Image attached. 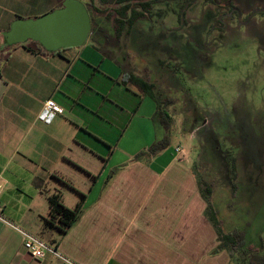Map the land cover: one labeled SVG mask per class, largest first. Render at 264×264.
Here are the masks:
<instances>
[{
  "label": "crops",
  "instance_id": "obj_1",
  "mask_svg": "<svg viewBox=\"0 0 264 264\" xmlns=\"http://www.w3.org/2000/svg\"><path fill=\"white\" fill-rule=\"evenodd\" d=\"M26 5L0 0V32L28 14ZM1 53L0 264H61L49 253L35 260L19 230L56 243L76 264L232 263L225 250L211 255L218 234L182 154L137 160L152 141L129 147L133 129H146L144 110L152 116L156 105L121 84L115 62L90 43L40 55L0 40ZM47 100L62 110L51 123L40 119ZM53 195L70 209L82 203L64 235L45 224Z\"/></svg>",
  "mask_w": 264,
  "mask_h": 264
},
{
  "label": "rangeland",
  "instance_id": "obj_2",
  "mask_svg": "<svg viewBox=\"0 0 264 264\" xmlns=\"http://www.w3.org/2000/svg\"><path fill=\"white\" fill-rule=\"evenodd\" d=\"M18 1L27 4L28 14L17 15L24 20L64 2ZM215 1L221 9L206 0L158 4L151 18L114 47L125 66L129 64L118 50L124 47L136 68L151 69L153 81L171 89L163 95L164 101L171 97L176 102L171 143L163 153L183 151L182 160L202 181L224 233H240L257 248L264 238V0ZM154 104L147 98L146 105ZM144 115L146 129H133L138 135L129 147L161 139L154 115L145 110ZM150 122L154 131L148 129ZM260 249L264 256V246ZM245 255L244 249L234 252L231 264H245Z\"/></svg>",
  "mask_w": 264,
  "mask_h": 264
},
{
  "label": "trees",
  "instance_id": "obj_3",
  "mask_svg": "<svg viewBox=\"0 0 264 264\" xmlns=\"http://www.w3.org/2000/svg\"><path fill=\"white\" fill-rule=\"evenodd\" d=\"M65 1V0H63ZM62 1V2H63ZM89 13L91 20V33L88 37V43L92 44L96 50L105 58H109L121 69V84L125 87H134L142 96L149 97L156 105V112L154 114V121L163 130V136L147 149L137 156V160L146 154L156 156L157 154L165 151L171 143V134L173 126L172 110L175 107V100L169 97L164 101L163 95H169L171 89L163 90L161 83L153 81L152 70L145 68V71H140L137 66L127 59L128 55L126 47L119 48L124 55L125 63H121L117 55V44H120L122 39L129 38L135 26L142 20H148L152 17L156 5L165 3L169 0H81ZM214 6H219L215 0H206ZM61 8V6H60ZM4 32H0V40L4 48H12L17 45L9 46L6 44ZM117 40H113V37ZM86 42V43H87ZM36 45L35 49L28 48L35 54H60L62 50L57 52L46 51L39 43L32 42ZM26 45V44H23ZM122 46V45H121ZM123 46H126L123 44ZM114 47V48H113ZM110 48V50H107ZM125 50V51H124ZM161 66H166V62H159ZM193 118V117H192ZM196 119V118H195ZM195 121V120H194ZM193 121V122H194ZM157 127V126H156ZM197 185L201 190L203 197L208 203L207 217L214 226L218 234L219 246L211 253L216 255L220 251H228L230 253L231 261H233L234 252L245 250L246 257L245 264H264V256H261L262 244L257 248L253 245H247L244 241V236L240 233L225 234L221 222L216 218V215L211 210L209 198L204 192L205 188L202 187V181L197 179ZM50 214L45 219L46 226L58 231L64 235L73 225H75L82 213V203H79L74 209L67 208L63 205L60 195H53L49 199ZM56 249V243H52Z\"/></svg>",
  "mask_w": 264,
  "mask_h": 264
},
{
  "label": "water",
  "instance_id": "obj_4",
  "mask_svg": "<svg viewBox=\"0 0 264 264\" xmlns=\"http://www.w3.org/2000/svg\"><path fill=\"white\" fill-rule=\"evenodd\" d=\"M91 33V20L80 0H65L62 7L38 18L16 19L3 37L7 45L37 42L48 52L83 46Z\"/></svg>",
  "mask_w": 264,
  "mask_h": 264
},
{
  "label": "built area",
  "instance_id": "obj_5",
  "mask_svg": "<svg viewBox=\"0 0 264 264\" xmlns=\"http://www.w3.org/2000/svg\"><path fill=\"white\" fill-rule=\"evenodd\" d=\"M81 1V0H80ZM62 113L61 108L57 106L55 101L47 100L43 105V110L40 115V119L45 123H51V121L59 114ZM177 153H183L180 149H176ZM1 218V217H0ZM19 232L24 236L25 242L24 247L28 251V253L35 260H44L47 253L55 256L61 264H76L73 261L67 259L66 257L60 255L57 250L53 247L41 240L38 237L30 235L26 232L19 230Z\"/></svg>",
  "mask_w": 264,
  "mask_h": 264
},
{
  "label": "flooded vegetation",
  "instance_id": "obj_6",
  "mask_svg": "<svg viewBox=\"0 0 264 264\" xmlns=\"http://www.w3.org/2000/svg\"><path fill=\"white\" fill-rule=\"evenodd\" d=\"M218 8L221 9L220 6H218ZM153 13H154V12H153ZM142 21H145V20H142ZM138 23H139V22H138ZM137 25H138V24H137ZM137 25H136V26H137ZM136 26H135V27H136ZM134 29H135V28H134ZM134 29H133V31H134ZM133 31H132V33H133ZM132 33H131V35H132ZM124 41H125V39H124ZM67 50H69V49H63L62 52H66ZM62 52H61V53H62ZM162 67H165V66H162Z\"/></svg>",
  "mask_w": 264,
  "mask_h": 264
}]
</instances>
